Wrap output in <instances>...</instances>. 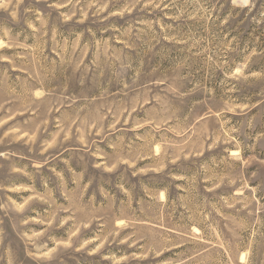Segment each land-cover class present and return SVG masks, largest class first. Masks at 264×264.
<instances>
[{
	"label": "rangeland",
	"instance_id": "1",
	"mask_svg": "<svg viewBox=\"0 0 264 264\" xmlns=\"http://www.w3.org/2000/svg\"><path fill=\"white\" fill-rule=\"evenodd\" d=\"M0 264H264V0H0Z\"/></svg>",
	"mask_w": 264,
	"mask_h": 264
}]
</instances>
